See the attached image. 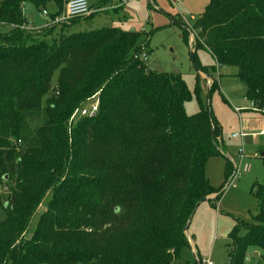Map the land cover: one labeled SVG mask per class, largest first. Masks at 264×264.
Instances as JSON below:
<instances>
[{"label": "trees", "instance_id": "obj_1", "mask_svg": "<svg viewBox=\"0 0 264 264\" xmlns=\"http://www.w3.org/2000/svg\"><path fill=\"white\" fill-rule=\"evenodd\" d=\"M64 1L0 0V182L10 188L0 203V264H171L188 246L199 203L224 192L205 170L223 154L220 125L210 106L185 111L182 74L141 60L134 30L69 31L82 18L58 34L25 26L24 3L39 11L52 3L54 17ZM178 23L187 41L188 25ZM192 30L194 50L237 67L264 115V0H210ZM97 94L93 115L71 117ZM232 170L227 158L226 178ZM252 189L259 211L228 233L225 264L264 250V184Z\"/></svg>", "mask_w": 264, "mask_h": 264}, {"label": "rangeland", "instance_id": "obj_2", "mask_svg": "<svg viewBox=\"0 0 264 264\" xmlns=\"http://www.w3.org/2000/svg\"><path fill=\"white\" fill-rule=\"evenodd\" d=\"M89 1L91 2V13L77 17L82 18V24L88 21L87 26L89 27L86 29L106 26L123 30L133 29L140 35L139 45H146V48L150 50L146 63L151 69L182 74L191 91L190 99L185 102V111L188 114H194L201 104L210 106L212 109L221 128L220 136L224 152L222 155L211 157L205 170L209 180L216 186L223 183L225 190L220 199L214 203L205 200L201 205L199 204L200 206L198 205L199 208L197 206V212L195 211V216L191 218V223L187 228L190 239L196 245V252L192 251L188 243V246L182 249L180 259L171 264H201L202 258L211 260L213 264H225L229 244L228 233L238 220L249 221L258 213L259 201L252 187L256 181L264 184V156H262L264 137L259 139L248 137L247 140L245 137L244 139L233 138L231 136L233 132H240L239 115L234 107L242 109L241 115L245 118L264 120V115L263 111L259 113L257 108L252 109V103L245 98L246 85L234 75V67H213L215 63L210 52L204 48L194 50L192 47L195 39L192 26L210 0H127L125 3L119 0ZM66 2L67 0L64 1V6ZM45 8L50 12L48 5ZM52 10H56V7H52ZM23 12L29 28L43 25L54 26L55 34H58L63 25L68 26L75 19L61 24L49 23L42 11H39L31 2L24 3ZM177 20L188 25L187 41L183 38L182 27ZM79 29L81 28L77 30ZM73 30L75 29L72 26L69 31ZM204 67L207 69L203 70ZM56 76L57 73L54 76V85ZM209 81L215 82V85L212 86L213 83ZM97 102L98 94L91 96L80 108H85L88 112L80 115L76 109L71 117L77 120L81 116L89 115L90 109ZM257 124H260V121L248 124V129ZM240 148L243 150L242 157L239 155ZM227 158L233 160L240 168L239 176L233 181L235 185L228 187L226 184L231 175L228 178L225 175ZM245 163L250 165L247 172L241 170ZM9 191V185L0 182V203L5 200ZM49 198L50 195L46 197L44 203L39 206L31 218L25 236L34 232L40 212L46 208ZM204 205L213 209V214L209 219L200 218ZM0 217H5L1 208ZM244 232L245 229H241L240 233L244 234ZM244 264H264V250L249 248Z\"/></svg>", "mask_w": 264, "mask_h": 264}, {"label": "built area", "instance_id": "obj_3", "mask_svg": "<svg viewBox=\"0 0 264 264\" xmlns=\"http://www.w3.org/2000/svg\"><path fill=\"white\" fill-rule=\"evenodd\" d=\"M123 1L126 2L127 0H123ZM91 11L92 10H91V5H90L89 0H67L65 8L60 14L55 15L54 17H51L50 12H48L47 9H44L42 11V14H44L48 18L49 23L61 24L63 22H67V21L74 19V18H77V17H83L86 15H89L91 13ZM142 31H144V29H142ZM147 54H148V49L146 48V45L141 46V51L139 53L141 60L146 62ZM97 108H98V102L95 105H93V107L90 109L89 115H93L96 112ZM235 110L239 113L241 109L236 107ZM76 112H80V115H83V114H86L88 111H87V109L83 108V109H78ZM260 133L262 135H264V129H262L260 131ZM231 136L233 138L241 137L243 139L246 136V132L244 129H240V132H234V133H232ZM242 151H243L242 148H240L239 149L240 157L243 156ZM231 162L233 163L234 166H233L231 176H230V178L226 184L227 187L230 185L234 186L235 184L233 181L240 174L239 173L240 168L236 166V164L234 163L233 160H231ZM249 168H250V165L248 163H245L243 165V167L241 168V170L243 172H247L249 170ZM200 263L201 264H213V262L211 260H208L205 258L201 259Z\"/></svg>", "mask_w": 264, "mask_h": 264}, {"label": "crops", "instance_id": "obj_4", "mask_svg": "<svg viewBox=\"0 0 264 264\" xmlns=\"http://www.w3.org/2000/svg\"><path fill=\"white\" fill-rule=\"evenodd\" d=\"M99 1V0H98ZM97 1V2H98ZM152 1V0H151ZM91 3V2H90ZM123 3H125V2H123ZM122 3V4H123ZM66 5V4H65ZM48 6L50 7V12H53V10H52V7H55L52 3H50V4H48ZM64 8H65V6H64ZM64 8H63V10H64ZM62 10V11H63ZM48 19V18H47ZM48 21V20H47ZM47 23V22H46ZM88 24L87 23H85V22H83V24H82V22L81 23H78L77 25H75V26H73V28L74 29H78V28H81V29H86V28H88L89 26H87ZM26 27H28V22H27V24L25 25ZM43 26H45V25H43ZM43 26H40V27H33L32 29H36V28H41V27H43ZM3 28V30L4 31H6V30H8L10 27L9 26H5V27H2ZM29 28V27H28ZM131 30H133V29H131ZM193 47V46H192ZM194 48V47H193ZM214 59V58H213ZM214 63H215V66L214 67H219V68H223V67H225V66H222V65H219V64H217L216 62H215V59H214ZM229 67H234V66H229ZM234 69H235V72H234V75H236L237 74V72H238V69H237V67H234ZM210 83H213V81H209ZM245 94H246V91H245ZM245 94H244V96H245ZM245 98H247L246 96H245ZM248 99V98H247ZM249 100V99H248ZM250 102L252 103V109L253 108H255L254 107V105H253V102L250 100ZM237 107V106H236ZM236 107H234V110H235V108ZM239 108V107H238ZM236 111V110H235ZM260 110H258V112H259ZM237 112V111H236ZM241 112H242V109L240 110V112L238 113V115H239V123H240V129H244V130H246L247 132H246V136H245V140H247L248 139V137H252V138H254V139H259L260 137H264V135H262L261 133H260V131L262 130V129H264V120H254V119H251V118H245V117H242V115H241ZM260 113V112H259ZM260 121V124H257L256 126H254L253 128H251V129H248V124H253V123H258ZM234 133V132H233ZM221 137V136H220ZM220 137H219V140H220V148H221V151H222V153L224 152V145H223V141H222V139H220ZM244 139V138H243ZM263 154V153H262ZM230 160V159H229ZM231 161V160H230ZM212 183V182H211ZM213 184V183H212ZM214 186H216L215 184H213ZM217 186H219V185H217ZM215 196H216V193H214V194H212V195H210L209 197H207V200L206 201H210V202H212V203H214L216 200H214V198H215ZM202 202H204V201H201L199 204L201 205L202 204ZM199 205V206H200ZM199 206H198V208H199ZM197 208V209H198ZM203 211H202V216H200V218L201 219H209V218H211V215L213 214V209H211L208 205H204V207H203V209H202ZM196 212H197V210H196ZM195 212V213H196ZM215 212L217 213V211L215 210ZM195 213H194V215H193V217L192 218H194V216H195ZM215 214V213H214ZM215 216V215H214ZM216 218H217V214H216ZM191 223V220H190V222H189V224ZM189 226V225H188ZM186 234H187V237H188V242H189V244H190V246H191V249H192V251L193 252H196V245L193 243V241L190 239V237H189V232H188V229L186 230ZM252 251H254V250H252ZM254 253H255V251H254ZM181 256V255H180ZM180 259V258H179ZM178 259V260H179ZM203 259V258H202Z\"/></svg>", "mask_w": 264, "mask_h": 264}, {"label": "water", "instance_id": "obj_5", "mask_svg": "<svg viewBox=\"0 0 264 264\" xmlns=\"http://www.w3.org/2000/svg\"><path fill=\"white\" fill-rule=\"evenodd\" d=\"M205 200H207V197H205V198L202 199V201H205Z\"/></svg>", "mask_w": 264, "mask_h": 264}]
</instances>
